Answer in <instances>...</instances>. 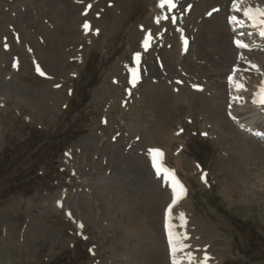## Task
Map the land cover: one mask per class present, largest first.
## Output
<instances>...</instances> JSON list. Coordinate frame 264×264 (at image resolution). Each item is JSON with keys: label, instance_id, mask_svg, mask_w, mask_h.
Segmentation results:
<instances>
[{"label": "rangeland", "instance_id": "1", "mask_svg": "<svg viewBox=\"0 0 264 264\" xmlns=\"http://www.w3.org/2000/svg\"><path fill=\"white\" fill-rule=\"evenodd\" d=\"M150 1L0 0V155L35 131L52 138L73 125L86 132L57 158L61 173L55 175V189L4 196L18 184L19 170L28 168L23 161L0 179V264H49L63 258L74 264L67 254L78 247L86 253L76 258L79 264H173L187 252L201 259L198 252L206 245L208 256L220 264H264V140L249 139L245 123H234L226 113L241 138L256 148L235 141L208 114L214 101L209 107L205 101L214 85L227 96L226 76L239 68L249 104L250 92L264 81V67L244 71L255 64L241 61L232 69L216 54L218 46L203 41L199 32L207 31L206 21L220 11L207 18L194 14L199 0H175L170 12L167 6L156 15L151 12L158 10L159 0ZM232 1H225L230 11ZM258 1L248 3L264 8V0ZM236 15L245 18L242 11ZM85 21L91 26L87 34ZM246 29L233 37L238 34L251 45L248 59L263 56L264 39ZM149 33L146 50L142 42ZM91 56L97 61L87 67ZM183 67V77L192 81L186 79L179 93L164 88L162 97L145 91L152 82L177 81ZM135 69L140 71L133 87L128 74ZM70 101L75 102L73 113L66 114ZM160 127L169 134L159 138L155 131ZM154 135L159 142L150 148L148 137ZM163 148L168 151L165 164L187 190L186 202L177 213L173 207L171 216L177 221L186 212L184 234L199 243L195 247L187 238L183 243L190 247L173 256L163 221L171 197L140 164L150 149ZM149 178L153 188L144 184ZM180 264L188 261L180 259Z\"/></svg>", "mask_w": 264, "mask_h": 264}, {"label": "bare ground", "instance_id": "2", "mask_svg": "<svg viewBox=\"0 0 264 264\" xmlns=\"http://www.w3.org/2000/svg\"><path fill=\"white\" fill-rule=\"evenodd\" d=\"M22 1V0H21ZM24 2L25 1H28V0H23ZM31 1H33V0H31ZM84 1H87V0H84ZM153 1V0H152ZM152 1H150V2H152ZM224 1V2H223ZM225 1L226 0H199V3H197V5L194 7L195 8V13L194 14H196V15H201L200 13L201 12H203L204 13V15L208 18H210L211 16L213 17V15L214 14H212V13H214V11H213V9H218V11L217 12H219L220 14L218 15V16H216L215 18H213V20L212 21H206V23H205V25L206 24H209V26L207 25V27L206 26H203V27H205V28H207V31L206 30H204V31H201V33L199 32V34H201V36H203V41L205 42V43H207V44H209L211 47L212 46H218V51H216V52H218V53H216V52H213V50L212 51H208L210 54H212V53H216L222 60H225L228 64H232L231 65V68H232V66H234V63L235 64H237V63H240L241 61H252L251 63H253V64H255L256 66H258V68L260 67V68H262V67H264V55L263 56H259V57H256V56H253V58L252 59H248L246 56H248V57H250V55L248 54V52H244V51H240V50H238L237 48H235L234 46H233V39H232V44L229 42L230 41V37L232 36L233 37V29L231 28V25L229 24V22H228V17H226L225 18V15L226 14H228L227 12H229L230 10L228 9V8H226V5H225ZM248 1H251V0H246V2H245V4H249L248 3ZM258 1V0H257ZM19 2V1H18ZM259 2V1H258ZM13 3V2H12ZM21 3V2H20ZM159 3H160V0H159V2H158V5H159ZM174 4H176V1L174 0ZM251 4V3H250ZM263 4V3H262ZM22 5V4H21ZM264 5V4H263ZM262 5V6H263ZM220 6H224L223 8H220L219 9V7ZM244 6V5H243ZM250 5H248V7H249ZM260 7V6H259ZM243 8H245V7H243ZM261 8H263V7H261ZM152 10H154V9H152ZM165 10H167V4H165V6L163 7V8H160L159 6H158V10H154L153 12H151L152 14L153 13H157L158 14V12L160 13V12H164L165 13ZM168 11H169V8H168ZM64 12L68 15V11L64 8ZM167 12V11H166ZM170 12V11H169ZM236 11H231V13L233 14V15H231V16H236L234 13H235ZM155 13V14H156ZM209 13H211V15H209ZM63 14V13H62ZM152 14H151V16H152ZM156 14V15H157ZM169 14H171V13H169ZM61 15V14H60ZM165 14H163V16H164ZM62 16V15H61ZM65 16V15H64ZM237 17V16H236ZM67 18V17H66ZM246 18V17H245ZM60 19H61V17H60ZM119 19H120V17H119ZM133 19H134V17H133ZM130 20H132V19H130ZM57 21V20H56ZM65 22H67V20L65 19ZM243 25H245L247 28H248V34H254L255 36L256 35H258V37H260V38H264V37H262V36H260L259 34H258V32H259V29L258 28H254L253 26H252V24H251V22H249L248 20H247V18H246V20H245V22H244V24ZM249 25V26H248ZM230 30H229V29ZM228 30H229V32H228ZM246 32V31H245ZM38 33V32H37ZM42 33V32H41ZM231 33H232V35H231ZM238 33V32H237ZM241 33H242V31H241ZM246 33V34H247ZM43 34V33H42ZM47 34V33H46ZM239 34V33H238ZM237 34V35H238ZM236 35V36H237ZM235 36V37H236ZM239 37H241L240 35H239ZM245 37V36H244ZM247 37V36H246ZM230 38V39H229ZM182 39H184V37H182ZM181 39V40H182ZM238 39H240V38H238ZM248 39V38H247ZM250 39V38H249ZM247 41H249V40H247ZM181 44V43H180ZM183 47H184V44H183ZM255 48V47H254ZM184 50H185V48H183ZM252 50V49H251ZM254 52V51H253ZM263 52V51H262ZM260 53V52H259ZM239 54L241 55L240 57H239ZM241 57H243V59H241ZM213 58H215V57H213ZM188 59V58H187ZM234 59H236V60H234ZM257 60H260L259 62L257 61ZM188 61H189V63H190V60L188 59ZM232 62V63H231ZM178 63H179V61H178ZM229 67V66H228ZM227 68V67H226ZM127 70V66H126V69H125V71ZM136 70V75L138 76L139 75V70L138 69H135ZM180 71V70H179ZM178 71V73H180V78L177 80V81H182L183 83H177V81H174V80H172V81H169L170 80V78L167 80V79H162V80H160L159 82H157V83H150V85L148 86L149 88H151V89H148V90H146L145 89V91L146 92H149V91H151V92H153L154 90H155V93H157V96H162V97H165L166 95H163L164 93H160V92H162L163 91V89L164 88H171L172 90H173V92L174 93H179L180 92V90H181V88L180 87H182V86H180V85H183L184 84V81L187 79L189 82H191L192 80H191V78L190 77H188V78H185V77H183V75L185 74V67H183L182 69H181V72H179ZM261 71V70H260ZM130 73H131V71H129V74H128V76H129V78H130V84L133 86V83L131 82L132 80H133V74H132V76L130 75ZM179 76V75H178ZM238 75L236 74V76H235V79L236 80H238L239 81V77H237ZM190 78V79H189ZM228 77L226 76V79H227ZM174 79V78H173ZM137 80H139V79H136V82H137ZM186 80V81H187ZM135 82V83H136ZM154 82H156V81H154ZM228 83V82H227ZM244 84V83H243ZM245 85V88H247V85L246 84H244ZM180 86V87H179ZM228 86L230 87V88H227V89H225V90H227V96H226V94H225V92L226 91H224V92H221L222 90H220V89H223L221 86H217V85H214V89H212L213 90V92H212V94L213 95H211L212 97H210L209 99H208V101H207V99H205V101L207 102V104H208V107L211 105V101H214L213 103H214V105H215V108L214 109H211V110H209L208 112V114L210 115V116H213L212 118L215 120V123H217L219 126H221L219 129H221L222 130V128H223V130L225 129V134L227 133V129H229L228 131L230 132V133H232L233 134V136H235L236 138H235V141H237V142H241V143H243V144H245L246 145V147L248 148V147H251L250 149H252V148H256V145H252V146H250L249 145V142H251V143H253L252 141H248V140H246L245 141V138H241V136H240V134H242L241 132H240V128L238 129V128H235V127H233V124L231 123V121H229V120H227L226 118H225V114L226 113H228L230 116H233L234 117V119H235V122L234 123H236V122H244L245 123V128H247V131H244L245 133H247L250 137H249V139L250 138H255V139H261V138H264V129H260L259 127H260V123L259 122H261L262 124H264V106H261V105H256V104H253L252 103V99H253V94L259 89V87L261 86V85H258V87L256 86V87H254L253 88V90L250 92V98H252L251 99V101H249L250 103L249 104H247L248 102H245L246 101V98H245V94H246V92H245V90H242V91H237L232 85H230L229 83H228ZM134 87V86H133ZM178 87V88H177ZM249 87V86H248ZM202 88V87H201ZM153 89V90H152ZM135 90V92L137 93L138 92V90L135 88L134 89ZM175 90V91H174ZM247 90V89H246ZM250 91V90H249ZM145 92V94H147ZM169 93V92H168ZM248 94V93H247ZM168 95V94H167ZM179 95V94H178ZM247 96V95H246ZM228 97V98H227ZM237 97H242V99H236ZM213 98H214V100H213ZM245 102V103H244ZM229 104H235V106H237V108L236 109H230V106H229ZM243 104H245L246 106H248V108H249V110H251V111H249V112H246L244 109H246V107H244V106H242ZM243 110H244V112H243ZM207 114V115H208ZM213 123H214V121H213ZM214 123V124H215ZM211 125V124H210ZM225 126H227V127H225ZM232 126V127H231ZM166 129H163L162 127H160L159 129H157L156 131H155V133H159L160 134V137L159 138H163L164 137V135H163V132H165V133H167V134H169V131L168 132H166L165 131ZM242 130V129H241ZM218 131V130H217ZM224 134V135H225ZM217 135V134H216ZM243 135V134H242ZM154 137L155 138H152V137H148L149 138V140H148V143L150 144V146H148V147H150V148H154V147H157V144H158V137L156 136V135H154ZM170 137H171V135H170ZM169 139H171V138H169ZM254 144V143H253ZM248 151V150H247ZM162 152H163V159H164V162L166 161V159H167V153H168V151L167 150H165L164 148H163V150H162ZM149 154H147L145 157L143 156L142 158H144V160L146 161H141V169L142 170H144V172H147L148 173V171L146 170L147 169V167H149V170H151L152 171V173H153V178H154V180L155 181H157V180H159V182L164 186L163 188H165L166 190H167V195H169V197H171V201H172V189H171V187L169 186V184H168V182L165 180V178H164V176L163 175H161V176H157L156 175V173L154 172V170H153V168L151 167V163H150V159H149ZM146 158H147V160L149 159V161H148V164H145V163H147V160H146ZM146 165H147V167H146ZM174 171V170H173ZM151 182V178H149V179H147L146 180V182L144 183L145 184V186H147V188H153L152 187V183H150ZM157 190V189H156ZM164 190V189H163ZM165 191V190H164ZM160 193V192H159ZM168 198V197H167ZM166 199V198H165ZM186 200V197H185V199L184 200H182L180 203H178L176 206H174V208H175V210L174 211H176V213H177V211H179L180 210V207L179 206H181L184 202H186L185 201ZM167 201V200H166ZM184 214V220L183 221H181L180 219H178L177 220V218H176V220L177 221H174L173 220V217L171 216V218H170V221H172V224H171V226H172V230L173 231H175V232H177V231H180L179 233H184L185 232V230H184V228H186L187 229V226H188V222H187V214H186V212H184L183 213ZM172 215H173V213H172ZM183 223V227H181V224ZM168 228H169V225H168ZM177 228H179L178 230H177ZM168 233H169V229H168ZM195 233V232H194ZM192 234V233H191ZM169 238H170V236H169ZM188 238V240H189V242L191 243V245H193V246H195V247H197V244H199L198 243V241L196 240V239H194V238H192V237H190V236H188L187 237ZM196 238V237H195ZM204 247V249H203V251H199L198 253H200V258L202 259L203 258V256L207 253V245L206 246H203ZM195 253V252H194ZM207 255H208V253H207ZM222 262V261H221ZM207 264H220V263H218V261H217V258H211L210 257V259L208 260V262H207Z\"/></svg>", "mask_w": 264, "mask_h": 264}, {"label": "trees", "instance_id": "3", "mask_svg": "<svg viewBox=\"0 0 264 264\" xmlns=\"http://www.w3.org/2000/svg\"><path fill=\"white\" fill-rule=\"evenodd\" d=\"M74 104V101L70 102L66 114L68 112L73 113ZM79 108H77V111H79ZM83 133L81 128L73 125L64 133H58L52 138L48 134H41V132L36 131L31 137L29 136V138L17 143V145L4 149L0 156V179L7 175L20 161H23L28 167L26 170H19V176L16 179L18 184L7 190L4 196L15 193L23 196H32L39 188L55 189L52 185L56 181L55 175L60 172L57 168L56 160L65 151L66 147L70 146ZM85 255L82 250L75 249L73 259L72 252L67 254V258L72 263L79 264L80 260H76V258L85 257ZM49 264H69V261L63 258L60 261Z\"/></svg>", "mask_w": 264, "mask_h": 264}, {"label": "snow or ice", "instance_id": "4", "mask_svg": "<svg viewBox=\"0 0 264 264\" xmlns=\"http://www.w3.org/2000/svg\"><path fill=\"white\" fill-rule=\"evenodd\" d=\"M245 2H246V0H233V4H232L233 10L237 11V12L242 11L243 16L246 17L249 22H251L252 26L254 28L259 29L258 34L260 36L264 37V8H261L259 6L255 7V8H253L251 6L241 8V4H243ZM165 4H167L169 10H171L172 8L175 7L174 0H160V3L158 6L160 8H163L165 6ZM88 7L90 8L91 5H88ZM213 11H218V9H213ZM82 14L87 15V11L83 12ZM209 15H211V13H209ZM160 19H168V17L165 16V17L158 18L156 22L159 23ZM229 20H230V23H234L236 25H243L244 24V21L239 20L236 16L230 17ZM171 22L173 24L176 23V20L174 17L172 18ZM82 28L84 29L85 34H87L89 32L91 26L87 21H85L82 24ZM150 40H151V34L149 33V35L142 42L143 46L145 47L146 50H147V47L149 46ZM183 43L185 45V50H186L187 40L184 39ZM234 43L237 46V48H247L248 47V45L245 44L241 40H234ZM5 48H7V44H5ZM135 59L137 60V62L139 61V54H136ZM241 59H243V57H241ZM13 66L15 67L16 65L14 64ZM251 69H255L257 71H260L258 66L251 65V64H249V68L244 69V71H249ZM37 71L41 75H44V73L40 70L39 66H37ZM238 71H240L239 68L233 69L232 74L229 76V84L232 85L237 91L246 90L245 85L242 82L235 79L236 73ZM137 78L138 77L136 75V70H133V80L131 81L133 83V86L135 85ZM177 83H183V82L177 81ZM57 87H59V85H57ZM193 88L195 90L202 91V88L199 85H193ZM236 99L239 100V99H242V97H237ZM252 103L256 104V105L264 106V81H261V86L253 94ZM163 155L164 154H163L162 150H160V149H150L149 150V156L151 158L150 159L151 167L155 170V173L158 177L161 175L164 176L165 180L168 182L169 186L172 189V203L166 209V213L170 217L171 212H172V208L179 202L180 199L183 198L184 195H186L187 190L184 187V185L178 179H176L174 171L167 169L166 167L163 166V164H162ZM205 176H206V174L202 175L201 179L205 183H207ZM68 215L70 216L71 214L68 213ZM178 219L183 221L184 220V214L180 213L178 216ZM168 224H169V236H170L169 244L171 245L172 254L175 255L178 252H184L185 248L190 247L189 245L183 243V241H185L187 239V235L184 233H178V232L173 231L170 220H169ZM79 227L82 228L83 225L81 224V225H79ZM181 227H183V223L181 224ZM180 259L187 260L188 264H207L210 257L207 254H205L202 259L197 260V257H195L191 252H187V253H185V255L183 257L178 258L176 260H173V264H180Z\"/></svg>", "mask_w": 264, "mask_h": 264}, {"label": "water", "instance_id": "5", "mask_svg": "<svg viewBox=\"0 0 264 264\" xmlns=\"http://www.w3.org/2000/svg\"><path fill=\"white\" fill-rule=\"evenodd\" d=\"M150 264H153V262H150Z\"/></svg>", "mask_w": 264, "mask_h": 264}]
</instances>
